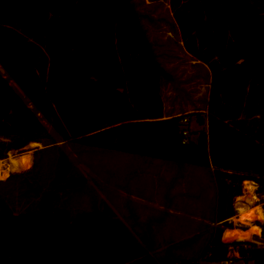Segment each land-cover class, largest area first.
Here are the masks:
<instances>
[{"label": "trees", "instance_id": "trees-1", "mask_svg": "<svg viewBox=\"0 0 264 264\" xmlns=\"http://www.w3.org/2000/svg\"><path fill=\"white\" fill-rule=\"evenodd\" d=\"M169 1L186 52L212 74L206 115L165 118L162 82L172 77L132 0H0V160L55 144L46 121L62 141L208 168L223 226L198 258L159 261L107 203L77 214L57 205L83 182L61 152L38 207L0 202V264H264V245L225 237L264 238V222L253 224L264 213L247 230L230 222L245 181L264 189V0ZM193 116L206 129L184 143ZM15 157L12 171H26Z\"/></svg>", "mask_w": 264, "mask_h": 264}, {"label": "rangeland", "instance_id": "rangeland-1", "mask_svg": "<svg viewBox=\"0 0 264 264\" xmlns=\"http://www.w3.org/2000/svg\"><path fill=\"white\" fill-rule=\"evenodd\" d=\"M132 2L141 16L157 57L172 77L162 82V94L167 111L171 115H187L193 112L206 115L212 74L204 63L186 52L170 1L132 0ZM15 88L20 92L16 85ZM189 119L188 129L193 139H197L200 130L206 129V125H200L197 116ZM45 123L55 138V144L34 143L22 151L8 154L6 160H0V168L9 169L14 175L8 181L0 178V202H4L16 212L38 207L42 195L50 189L58 173L61 152H64L73 164L70 171L72 177L83 178V182L80 185H68L62 190L58 206L66 207L73 214H77L107 203L159 261L164 257L198 258L203 253L214 230L210 223H216L214 217L217 187L210 169L62 141L52 127L46 121ZM15 156L19 157L21 163L24 161L28 163L30 168L27 171L35 164L36 167L29 173L12 171L11 163ZM252 182L255 184L256 203L263 208L264 189H261L256 181ZM245 187L244 199L242 201L235 199L237 214L230 219L235 227L243 228L241 230H247L254 220L248 224L240 221L239 204L244 203L247 207H252L248 206L251 204L246 199L249 194L246 193ZM173 190L178 192L179 196L170 197L169 193ZM167 201H173V204L179 206L184 213L171 215L156 209L157 207L153 205L165 204ZM194 217L196 219H192ZM197 217L201 219L197 220ZM263 222L264 220H256L253 224L262 227ZM219 224V227L223 226ZM197 231H201L200 237L196 239L190 236L192 243L186 241L190 238H184L185 235ZM239 233L252 238L250 241L258 245H264L262 232L260 235L252 236L243 231ZM189 248L190 252L187 251ZM232 264L255 262L235 259Z\"/></svg>", "mask_w": 264, "mask_h": 264}, {"label": "bare ground", "instance_id": "bare-ground-1", "mask_svg": "<svg viewBox=\"0 0 264 264\" xmlns=\"http://www.w3.org/2000/svg\"><path fill=\"white\" fill-rule=\"evenodd\" d=\"M23 163V168L27 171V169L30 168V166L28 165L27 162H22ZM11 170L9 169H5L3 170V168H0V178L1 180H7L8 175L10 174ZM244 186H246V193L249 194V196H246V199L248 200V202L251 205L248 206H252L247 207L246 204L244 203H240L238 208H240V221H242L245 224H248L249 222H251L253 219L259 217L262 213H263V208L260 206V204L258 205L256 203L257 201V195L254 193L255 190V184L252 181H245L244 182ZM239 201H242L243 195H241L240 197L237 198ZM243 211V212H242Z\"/></svg>", "mask_w": 264, "mask_h": 264}, {"label": "crops", "instance_id": "crops-1", "mask_svg": "<svg viewBox=\"0 0 264 264\" xmlns=\"http://www.w3.org/2000/svg\"><path fill=\"white\" fill-rule=\"evenodd\" d=\"M212 81V80H211ZM164 113H165V118H172V117H175V116H177L178 114H175V115H171V113H169V111H167V108L165 107L164 108ZM178 192H176L175 190H173V191H171L170 193H169V195H170V197H177V196H179V194H177ZM154 205V207H157L156 209H160V210H162V211H164L165 213H168V214H171V215H177V214H180V213H184L180 208H179V206H175L174 204H173V201H167L165 204H153ZM189 216V215H188ZM191 217V216H190ZM192 219H196L195 217L194 218H192ZM200 220L201 218L200 217H197V220ZM214 228L215 227H218L220 224H219V222H216L215 224L214 223H210ZM239 229H227L226 231H225V237H228V238H235V237H238V238H241L240 236H228L227 235V232H235L236 234H240L239 233ZM224 234V233H223ZM200 235H201V231H197L196 233H190V234H188V235H185V237L184 238H190V236H194V237H196V239L198 238V237H200ZM257 235V234H256ZM224 237V236H223ZM223 237H222V239H223ZM224 237V238H225ZM139 239V238H138ZM186 241H191V243H192V238H190V239H187ZM190 248H189V250H187V251H189L190 252ZM235 257V256H239V253H238V251L237 250H234L233 251V255H232V257ZM183 258H191L190 256H186V257H183ZM204 263H207V264H213V263H211V262H207V261H201V264H204ZM232 263H233V261H232Z\"/></svg>", "mask_w": 264, "mask_h": 264}, {"label": "built area", "instance_id": "built-area-1", "mask_svg": "<svg viewBox=\"0 0 264 264\" xmlns=\"http://www.w3.org/2000/svg\"><path fill=\"white\" fill-rule=\"evenodd\" d=\"M184 122L187 123L188 119H185ZM183 131H184L183 132V134H184L183 142L188 143L190 140V137H191L190 131L187 129V127H185ZM219 264H232V261L225 260V261L219 262Z\"/></svg>", "mask_w": 264, "mask_h": 264}, {"label": "water", "instance_id": "water-1", "mask_svg": "<svg viewBox=\"0 0 264 264\" xmlns=\"http://www.w3.org/2000/svg\"><path fill=\"white\" fill-rule=\"evenodd\" d=\"M11 176V173L8 175V177H10ZM8 179V178H7ZM213 264H219V262H216V263H213Z\"/></svg>", "mask_w": 264, "mask_h": 264}]
</instances>
